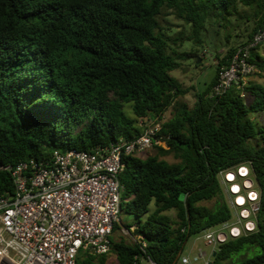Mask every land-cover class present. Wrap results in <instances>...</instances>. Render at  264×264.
Segmentation results:
<instances>
[{"label": "trees", "instance_id": "16d2710c", "mask_svg": "<svg viewBox=\"0 0 264 264\" xmlns=\"http://www.w3.org/2000/svg\"><path fill=\"white\" fill-rule=\"evenodd\" d=\"M168 14L187 29L168 33L159 21ZM208 27L228 47L188 106L177 99L189 87L171 73L201 60L197 48L178 49L205 46ZM262 29L264 0H0V195L14 190L8 166L129 140L159 122L164 144L122 156L120 210L134 220L121 226L132 240L113 238L116 224L109 252L82 251L76 264H107L110 253L117 264H177L186 238L230 218L219 172L242 163L261 190L256 228L219 244L210 264H264V122L251 115L264 111V84L210 95L219 67ZM258 46L249 61L264 72Z\"/></svg>", "mask_w": 264, "mask_h": 264}, {"label": "built area", "instance_id": "2783aa9c", "mask_svg": "<svg viewBox=\"0 0 264 264\" xmlns=\"http://www.w3.org/2000/svg\"><path fill=\"white\" fill-rule=\"evenodd\" d=\"M263 40L264 29L258 30L232 53L217 71L211 96L246 83L254 70L251 51ZM160 127L159 122L148 124L129 140L92 150L54 149L48 159L8 166L14 190L0 195V264H76L80 251L108 253L121 211L122 156L139 157L154 143L164 144ZM219 179L231 216L200 233L209 252L199 248L192 258L181 256L182 264H210L219 244L256 228L261 190L251 165L222 170ZM120 230L129 233L123 226Z\"/></svg>", "mask_w": 264, "mask_h": 264}, {"label": "rangeland", "instance_id": "374dc122", "mask_svg": "<svg viewBox=\"0 0 264 264\" xmlns=\"http://www.w3.org/2000/svg\"><path fill=\"white\" fill-rule=\"evenodd\" d=\"M160 25L163 28L169 27L171 32L168 31L171 35L179 32L180 30L186 28L187 26L179 20L174 14H168L160 18ZM213 27H208V31L205 34V46L202 47H193L188 42H185L183 46H181L178 50H187L197 48L199 52V56H201V60L198 63H195L193 58H186L181 61L180 68L172 71V76L176 78L182 87H189L188 93L184 96H180L177 99V102H185L188 106H192L196 100V94L202 92L205 87L210 83L213 79V76L216 71V63L218 62L217 56H222L223 53L227 49V45L225 43V34L224 31L220 29L218 34H215L212 30ZM240 39H237L239 41ZM259 56L264 59V41L260 43L258 48L256 49ZM259 72L260 75L257 73ZM264 72L259 71L257 66H254L253 72L247 76V82L258 81L264 84ZM249 80V81H248ZM246 102L251 101L252 97L249 94H245ZM125 110L128 114H131V109L129 105H126ZM174 111V107H170L164 114V118L167 119L172 116ZM252 117L260 122H264V111H258L256 113H251ZM154 149L150 148L146 150L143 154H141L140 158H145L147 155L153 154ZM169 161H173L174 159L171 156L164 157ZM122 193V192H121ZM206 204V203H205ZM209 205L211 203H207ZM168 214L170 216H174V211H169ZM134 217L130 214H126L122 211L119 212V224L120 226L124 221L132 222ZM124 236L128 241L132 240V237L129 234L123 233L120 231H115L112 235L113 238H118V236ZM202 249L206 252H209L211 246L206 245L204 239L200 236V234L191 236L189 240L184 245V249L181 252V256H189L193 257L197 253V249ZM82 252V251H80ZM79 252V253H80ZM78 253V254H79ZM180 256V257H181ZM107 264H117L115 255L110 253L108 256ZM177 264H182L180 259Z\"/></svg>", "mask_w": 264, "mask_h": 264}, {"label": "water", "instance_id": "95a60500", "mask_svg": "<svg viewBox=\"0 0 264 264\" xmlns=\"http://www.w3.org/2000/svg\"><path fill=\"white\" fill-rule=\"evenodd\" d=\"M199 60H200V59L197 58L196 62L198 63ZM181 198H183V196H182ZM186 241H187V238L184 240L183 245H185ZM180 253H181V249L179 250V252H178V254H177V256H176L175 261H176V260L178 259V257L180 256ZM214 255H215V252L213 253V256H214Z\"/></svg>", "mask_w": 264, "mask_h": 264}, {"label": "crops", "instance_id": "0c3cea01", "mask_svg": "<svg viewBox=\"0 0 264 264\" xmlns=\"http://www.w3.org/2000/svg\"><path fill=\"white\" fill-rule=\"evenodd\" d=\"M249 81V80H248Z\"/></svg>", "mask_w": 264, "mask_h": 264}]
</instances>
